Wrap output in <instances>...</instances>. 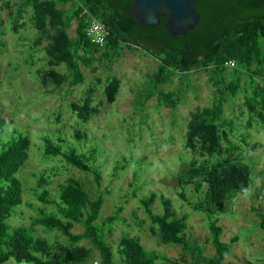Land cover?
<instances>
[{"label":"trees","instance_id":"obj_1","mask_svg":"<svg viewBox=\"0 0 264 264\" xmlns=\"http://www.w3.org/2000/svg\"><path fill=\"white\" fill-rule=\"evenodd\" d=\"M67 2L71 4L69 9L59 8ZM1 5L9 11L13 30L17 29L18 18L30 10V21L38 34L34 45L48 41L42 48L46 54L45 66L52 69L46 73V78L54 81L56 88L65 82L71 86L80 84L83 81L81 67L94 72L93 63L101 57L113 60L123 50H143L157 61V68L148 79L149 88L139 93L141 99L136 104L140 107L156 96L159 106L175 110L177 101H183L182 91L163 92L158 87L172 76L185 77L205 70L207 82L214 88L212 104L195 112L187 127L184 147L216 159L193 157L187 162V169L177 176L181 185L178 198L193 211L206 216L209 241L214 249L212 256L208 257L202 246H190L185 221L175 217L170 202L161 197V213L152 211L155 194L139 198L151 222L149 233L158 245L180 247L187 252L184 255L189 256V260H173L156 251H147L139 240L128 236H122L113 251L107 238L113 231V224L121 219L123 208L109 215L102 213L110 191L107 187L100 191L102 177L96 164L97 149L78 152L69 146L66 148L67 143L54 133L45 137L42 158L60 157L68 168L90 176L95 189L92 193L86 180L71 177L60 185L53 198L45 187L48 181L40 176L37 183L40 189L31 191L41 205L35 207L32 202L23 200V184L17 177L28 159L31 141L27 135L17 132L10 133V138L4 141L7 122L0 117V264L9 261L15 264H88L92 263L94 251L98 253V264H224L235 240L221 241L218 215L226 211L225 204L238 195L248 194L252 176L249 165L239 159L240 144L248 148L251 145L242 134L237 137L239 143L234 142L235 126L222 115L221 108L225 102L243 96L248 113L262 119L261 109L254 106L255 99L247 94L251 74H264L261 69L264 65V0H197L194 8L199 15L198 22L184 36L170 35L165 25L152 33L149 27L138 24L127 14L129 9L117 0H18L15 5L3 0ZM73 20L76 26L72 38L68 31ZM92 20L105 30L102 45L92 43L86 34ZM226 61L235 63L229 81L226 79L229 69L224 66ZM60 65L65 67L67 76L54 71L53 68ZM42 71V68L37 70V77L44 82ZM241 74L246 78L244 87H241ZM116 91V80L106 78L104 93L108 103L112 102ZM261 106L264 110V98ZM76 110L82 121L88 119L84 104ZM79 135L75 134L76 140L80 139ZM125 165L117 162L114 176ZM137 180L136 176L134 182ZM187 185H191L197 195L195 202L186 198L183 186ZM138 190L140 187L134 185V197ZM21 205L34 211L35 216L28 227H11L8 219L14 208ZM48 208L52 211H47ZM258 216L260 228L264 230V213L258 212ZM75 226L82 227L83 231L74 232ZM35 227H41L40 231ZM39 232L53 234V243L37 235ZM82 241H87L91 247L81 245Z\"/></svg>","mask_w":264,"mask_h":264},{"label":"rangeland","instance_id":"obj_2","mask_svg":"<svg viewBox=\"0 0 264 264\" xmlns=\"http://www.w3.org/2000/svg\"><path fill=\"white\" fill-rule=\"evenodd\" d=\"M17 2L10 0L12 5ZM2 3L3 0H0V117L7 122L2 139L6 141L10 133L17 132L27 135L31 141L28 159L17 174L23 184V200L32 202L35 207L41 206L31 194L32 190L40 189L37 184L40 176L48 181L45 187L53 198H56L60 185L71 177L86 180L92 193L95 189L90 176L68 168L60 157L42 158L43 139L54 133L67 143L66 148L69 146L78 152L88 148L97 149L96 164L100 167L102 177L100 191L105 187L110 191L102 213L109 215L115 209L123 208L121 219L113 224V231L107 238L113 251L119 239L128 236L139 240L147 251H156L173 260H189V256L185 257L187 252H183L180 247L158 245L149 233L151 222L139 198L155 194L152 211L161 213V197L170 202L175 217L185 221L190 246H202L205 254L212 256L214 249L209 241L206 216L193 211L177 196L181 190L177 176L187 169V162L193 157L199 160L209 158L184 147L187 127L195 112L212 104L214 88L207 82L206 71L199 70L185 77L175 75L158 87L163 92L182 91L183 103L177 101L175 110L159 106L156 96L146 100L140 107L136 104L141 99L139 93L149 88L148 79L157 68V61L143 50H123L113 60L101 57L93 63L96 71L81 67L83 81L80 84L71 86L65 82L56 88L55 82L46 78V73L52 69L45 66L46 54L42 48L48 41L34 45L38 34L30 21V10L18 18L17 29L13 30L12 21L8 18L9 11L2 7ZM70 7L69 2L59 5L63 9ZM75 26L76 21L73 20L68 31L72 38L75 36ZM39 68L43 69L44 82L37 77ZM53 69L58 74L68 75L63 65ZM261 69L264 71V65ZM227 72L226 79L229 81L233 70ZM106 78H114L117 82V91L110 103L104 93ZM245 81V76L241 74V87H244ZM248 82L247 97L255 99L254 106L261 109L262 119L248 113L243 105V96L225 102L221 110L222 115L235 126L234 142L239 143L237 137L242 134L251 145L248 148L240 144L242 152L239 153V159L249 165L252 184L246 196L238 195L231 203L225 204L226 211L218 215V226L223 229L221 240L228 242L237 235L244 250L249 233H254L259 223V216L250 210L251 206L255 207L250 197L264 187V110L261 106L264 74H251ZM83 104L89 115L86 121L80 119L76 110ZM76 133H80L79 140L75 139ZM209 159L215 160L216 157ZM117 162L124 165L126 162V165L114 176ZM136 176L138 180L135 183ZM133 184L140 187L135 197ZM183 190L189 201H196L197 195L191 185L183 186ZM47 211L52 210L48 208ZM33 216L34 211L23 205L17 206L8 224L11 227H28ZM240 224L244 226L239 227ZM35 228L40 231L41 227ZM73 231L81 233L83 229L75 226ZM37 235L53 243V234L39 232ZM60 240L64 241V238ZM80 244L91 247L87 241ZM91 261L88 264H98L96 251ZM7 264L15 263L9 261Z\"/></svg>","mask_w":264,"mask_h":264},{"label":"water","instance_id":"obj_3","mask_svg":"<svg viewBox=\"0 0 264 264\" xmlns=\"http://www.w3.org/2000/svg\"><path fill=\"white\" fill-rule=\"evenodd\" d=\"M129 10L138 24L152 33L165 25L172 36H184L197 24L199 15L194 8L197 0H117Z\"/></svg>","mask_w":264,"mask_h":264},{"label":"crops","instance_id":"obj_4","mask_svg":"<svg viewBox=\"0 0 264 264\" xmlns=\"http://www.w3.org/2000/svg\"><path fill=\"white\" fill-rule=\"evenodd\" d=\"M250 199L255 202V207L251 206L250 210L257 216L258 212L264 213V187L258 192L255 191ZM243 226L244 224L239 225V227ZM249 235L247 248L245 250L240 244L239 237L237 235L232 237L235 242L231 245V251L226 256L224 264H264V230L260 228V218L254 233H249ZM230 240L231 238L228 240V242ZM246 254H249V256Z\"/></svg>","mask_w":264,"mask_h":264},{"label":"built area","instance_id":"obj_5","mask_svg":"<svg viewBox=\"0 0 264 264\" xmlns=\"http://www.w3.org/2000/svg\"><path fill=\"white\" fill-rule=\"evenodd\" d=\"M86 34L90 38L92 43L98 45L103 44L105 30L99 22L92 20L89 27L87 28ZM224 66L227 69L231 70L235 68V63L233 61H226L224 63Z\"/></svg>","mask_w":264,"mask_h":264}]
</instances>
